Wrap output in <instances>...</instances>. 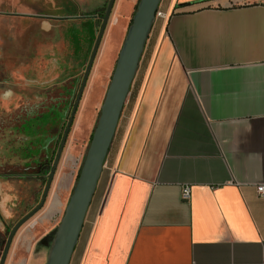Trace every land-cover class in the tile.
I'll list each match as a JSON object with an SVG mask.
<instances>
[{"label":"crops","instance_id":"crops-1","mask_svg":"<svg viewBox=\"0 0 264 264\" xmlns=\"http://www.w3.org/2000/svg\"><path fill=\"white\" fill-rule=\"evenodd\" d=\"M41 1L0 5L37 20ZM76 1L89 15L106 2ZM138 1L118 8L132 15ZM160 6L166 16L150 33L70 264H264V0ZM111 20L46 206L19 229L5 264L46 263L124 41L127 20ZM116 24L122 37L102 76Z\"/></svg>","mask_w":264,"mask_h":264},{"label":"flooded vegetation","instance_id":"flooded-vegetation-1","mask_svg":"<svg viewBox=\"0 0 264 264\" xmlns=\"http://www.w3.org/2000/svg\"><path fill=\"white\" fill-rule=\"evenodd\" d=\"M39 17L57 19L50 14H40ZM42 28L44 31L47 29L43 26ZM92 31L93 34H96L94 28ZM61 37L62 46L54 42L50 48L39 51L38 48L42 47L44 43L36 44L34 55L37 54L41 57L35 61L30 60L32 54L26 51L27 49L30 50L28 43L18 45V50L13 51V53L9 51V58L6 57L2 61L4 71L0 73V203L6 201L7 195L10 193L12 198L5 203L12 207V215L6 217L0 211V257L11 228L41 201L53 163L67 132L79 91L78 89L76 93V80H72L70 86L62 85L63 88H59L61 86L58 84L59 81L74 75V70L73 72L70 71L73 69V63H71L73 60H69L70 48L74 41L62 34ZM85 40L90 41V44L84 49L88 51L89 47L90 51L95 42L94 40L92 45L91 30L86 33ZM75 42L78 45L80 43L78 39ZM61 48L66 53L60 57V62L57 63L56 56L58 55L56 52ZM58 66H62V73L52 77L41 79L40 75L38 78L30 76L31 71L41 73L46 72L49 67ZM79 109L80 106L70 129L62 158L73 132ZM62 158L56 174L62 164ZM3 188L10 190V192L2 191Z\"/></svg>","mask_w":264,"mask_h":264},{"label":"water","instance_id":"water-1","mask_svg":"<svg viewBox=\"0 0 264 264\" xmlns=\"http://www.w3.org/2000/svg\"><path fill=\"white\" fill-rule=\"evenodd\" d=\"M115 2L116 0L108 1L105 13L102 16L93 14L89 16L56 17L57 19L101 17L102 22L84 71L67 132L63 137L53 163L41 201L26 213L9 231L3 253L0 257V264H5L11 245L19 229L40 211L46 203ZM161 2L162 0H139L137 3V8L132 16L131 23L119 51L116 65L101 105L100 115L93 131L77 182L52 239L45 264H70L132 84L138 73L142 55L145 51L152 28L157 20L156 13Z\"/></svg>","mask_w":264,"mask_h":264},{"label":"rangeland","instance_id":"rangeland-1","mask_svg":"<svg viewBox=\"0 0 264 264\" xmlns=\"http://www.w3.org/2000/svg\"><path fill=\"white\" fill-rule=\"evenodd\" d=\"M108 1L109 0H106L105 4L99 8V12H100L99 15L100 16H102L105 13ZM129 1L130 0H123V4L125 5V3H129ZM17 3H18V1H16V4ZM119 3H120V0H116V4L113 8V11H112L108 25L111 24L110 23L112 21L111 19L115 16V14L117 12L118 18L119 17L125 18L127 20L125 27H124V32H123V35L126 36L128 27L131 23L132 16L134 13L131 15L130 14L131 10H127L123 4H121V6L118 8ZM16 4H14V5L10 4L9 5L7 2V3L0 5V73H2L4 71L3 70L4 65L2 63L3 59L6 57L9 58V56H8L9 51H10V53L11 52L13 53V51H17L18 47H19L18 45H20L22 43H28V45H29V43L32 44L31 45L32 47L29 46L30 50L27 49L26 51L30 52V54H32V56L30 57V60L35 61V59H38V57L39 58L41 57V56H38L37 54H36V56L34 55L36 44L44 43V44H42V47L38 48L39 51H43L44 48H50L51 44H53L54 42H55V44L57 42V43H59L58 45L62 46L63 45V41H62V37H61V34H62L64 37L68 38L69 40L74 41L72 47L70 48L71 52L69 54V60L70 61L73 60L71 62V63H73V69H70V71L73 72V70H74V75L67 78V79H64L62 81H59L58 84L61 85L59 88L62 89L63 88L62 85L63 86H66V85L70 86L72 80H76L75 90L77 93L79 86H80V83H81V80L83 78V74H84L85 67L87 65V61L90 57L91 50H92V48H91V50L89 51L90 48L88 47V51H85L84 47L86 48L87 45L90 44V41L85 40V37H86V33L91 29L90 23L91 22L93 23L94 19L93 18H81V19L63 20V19H54V18L48 19V18H44V17H38L37 20L36 19L35 20L24 19L25 17H20L19 15L13 14L18 9V5H16ZM38 7H39L40 11H42L43 13H45V14L48 13L50 15H54L55 17H58V16H61V17H63V16H77V15L89 16V12L91 11V10L87 9L84 5L80 6L79 2L76 0H42L40 2V6H38ZM135 10H136V7L134 9V12H135ZM101 22H102V18L98 17L97 18V26L95 28L96 34L100 28ZM42 26L44 28H47V29H45L46 31H44ZM50 32H52V33H50ZM110 33H111L110 34L111 36L109 39L108 52L106 53L105 58L102 62V66H101L102 76L104 75L105 72H107L108 69H110L109 67L112 65V64H110L111 63V54L113 53V50L117 47V44L119 43V41L122 37L120 35V30H119L117 24L113 27V30L110 31ZM51 35H53V36H51ZM76 39H78V41L80 42L79 45L76 44V42H75ZM29 40H30V42H29ZM50 40H53V41L49 42ZM47 42H49V43H47ZM114 52H115V50H114ZM65 53H66V51H63V48L59 49V51L56 52V54L58 55V56H56L57 57V59H56L57 63L60 62V59H61L60 57L64 56ZM115 65H116V61H114L113 65H112V69H113L112 74H113ZM16 67H18V65H16ZM61 68H62V66H58V67H54V68L49 67V69L46 72H41V73L39 71H31L30 76L38 78L40 75L41 79H46V78L52 77L55 74L62 73ZM112 74H111L110 78H108L106 85L104 86V88L102 90V96L100 97V99H101L100 104H99L98 108L96 109L97 112H96V117H95L94 129L96 127V124H97V121H98V118L100 115L101 105L104 101V98H105V95H106ZM26 127H28V126L26 125ZM94 129H93V131H94ZM93 131H92V133H93ZM90 141L91 140H86V142H85L84 149H83V158H82V161L80 163L78 173L80 172V169H81V166L83 164L84 158L86 156ZM64 157H65V154L62 158V161L64 160ZM77 179H78V176L75 179L74 184H76ZM71 194H69V196H71ZM35 216H33L29 221H31L33 218H35ZM27 223H25L23 226H25ZM39 250H40V247L38 245L37 252H39Z\"/></svg>","mask_w":264,"mask_h":264},{"label":"built area","instance_id":"built-area-1","mask_svg":"<svg viewBox=\"0 0 264 264\" xmlns=\"http://www.w3.org/2000/svg\"><path fill=\"white\" fill-rule=\"evenodd\" d=\"M166 14L165 12L162 10L161 6L159 7V9L157 10L156 13V18H165ZM258 193L261 196H264V184H261L257 187ZM192 195V188L190 185H185L182 188V198L184 200H189L191 198Z\"/></svg>","mask_w":264,"mask_h":264},{"label":"trees","instance_id":"trees-1","mask_svg":"<svg viewBox=\"0 0 264 264\" xmlns=\"http://www.w3.org/2000/svg\"><path fill=\"white\" fill-rule=\"evenodd\" d=\"M136 8H137V5H136ZM98 13H100V12H98ZM91 24V41H92V45H93V41L95 40V37H96V34H93V31H92V26H93V24H92V22L90 23ZM98 32V31H97ZM91 138H92V136H91ZM79 175V174H78Z\"/></svg>","mask_w":264,"mask_h":264}]
</instances>
